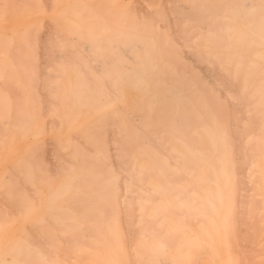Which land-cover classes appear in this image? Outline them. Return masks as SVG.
I'll return each mask as SVG.
<instances>
[{
    "label": "bare ground",
    "instance_id": "obj_1",
    "mask_svg": "<svg viewBox=\"0 0 264 264\" xmlns=\"http://www.w3.org/2000/svg\"><path fill=\"white\" fill-rule=\"evenodd\" d=\"M0 264H264V0H0Z\"/></svg>",
    "mask_w": 264,
    "mask_h": 264
}]
</instances>
